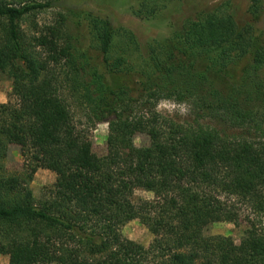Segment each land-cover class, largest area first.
Masks as SVG:
<instances>
[{
	"label": "trees",
	"instance_id": "trees-1",
	"mask_svg": "<svg viewBox=\"0 0 264 264\" xmlns=\"http://www.w3.org/2000/svg\"><path fill=\"white\" fill-rule=\"evenodd\" d=\"M52 8L51 2L0 0V71L15 79L22 99L21 110L0 107V134L21 147L30 177L40 168L57 175L41 204L19 177L0 178V255L9 256V264H264V110L221 106L219 113L232 128L247 131L242 138L209 126L180 125L155 112L131 118L129 108L120 112L113 106L122 94L115 79L88 81L87 62L74 53L63 16L38 36L23 31L25 17ZM216 19L198 15L186 23L183 55L194 59L198 51L222 48L217 63L224 67L247 53L254 67L262 68L260 41L252 42L243 29L234 37L224 35ZM94 27L106 62L115 31L107 20ZM31 40L45 52L44 60L32 52ZM58 66L66 69L63 83L72 81V90L88 94L95 119H110L106 156H97L76 132L67 102L55 88ZM168 69L171 75L174 66ZM195 77L190 76L192 83ZM190 81L182 94L195 95ZM163 91L155 90L151 99L157 102ZM137 133L147 134L151 145L130 160L120 148L131 145ZM140 189L155 199L134 201ZM245 209L253 218H247L239 245L205 235L212 224H237ZM135 220L154 237L148 248L122 234Z\"/></svg>",
	"mask_w": 264,
	"mask_h": 264
},
{
	"label": "rangeland",
	"instance_id": "rangeland-1",
	"mask_svg": "<svg viewBox=\"0 0 264 264\" xmlns=\"http://www.w3.org/2000/svg\"><path fill=\"white\" fill-rule=\"evenodd\" d=\"M20 1L22 2L9 0L15 4ZM23 1L53 4V8L48 11L25 17L21 26L26 35H40L44 28L60 19L59 15L63 16L74 53L80 57L79 62H87L85 64L88 81L91 76L96 78V83L100 81L101 76H104L109 84L112 78L115 79L122 94L119 99L113 101V106L120 112L129 108L126 115L131 118L151 117L155 112L156 103L163 98L177 102L186 101L191 105V112L187 117H163L180 125L209 126L229 138H242L247 131L232 128L226 118L221 117V106L228 103L232 106L240 105L244 109L264 110V66L255 68L247 53L236 55L232 64L225 67L217 63L222 48L213 52L198 51L194 59L183 55L187 50L184 26L198 15L206 14L215 15L220 19L225 27L224 31L220 29L222 34L234 37L243 29L247 31L246 37L252 42L259 40L261 47H264V0ZM97 20L109 21L115 31L113 52L106 62L100 49L101 40L97 38L94 27ZM31 47L38 57L43 60L46 58L45 52L32 40ZM117 60L120 65L114 64ZM170 65L174 66L171 75L168 69ZM178 65L179 69H176ZM66 75V69L58 66V84L55 88L59 91V96L67 102L76 132L90 143L97 156L104 157L108 154L110 128L107 120L110 119L97 121L93 113L94 105L91 104L88 94H79V91L76 93L75 89L72 90V81L63 83ZM191 75L196 76L194 83L190 81ZM14 80L6 72L0 71V107L10 106L11 111L22 108V99L15 91ZM189 81L194 87L192 92L194 91L195 95L182 94V90L187 92ZM96 89L95 85L93 89L90 88L92 92ZM163 89L161 99L157 102L151 99L150 94ZM184 97L185 101L181 99ZM201 106L205 107V112ZM150 145L151 139L147 134L137 133L132 144L121 147L120 152L125 158L133 160L140 151ZM27 159L22 155L20 146L10 143L0 134V178L19 177L32 191L36 203L41 204L54 189L57 175L49 169L40 168L30 177L31 165ZM154 199L153 193L141 189L135 191L133 198L136 202ZM247 218H253L250 211L241 210L237 224H212L205 229V235L230 238L239 245L249 228ZM122 234L146 248L154 239L138 220L129 222L123 228ZM9 261V256L0 255V264H9Z\"/></svg>",
	"mask_w": 264,
	"mask_h": 264
},
{
	"label": "clouds",
	"instance_id": "clouds-1",
	"mask_svg": "<svg viewBox=\"0 0 264 264\" xmlns=\"http://www.w3.org/2000/svg\"><path fill=\"white\" fill-rule=\"evenodd\" d=\"M154 111L167 118V116L179 115L187 117L191 112V105L185 102H177L174 99L163 98L156 103Z\"/></svg>",
	"mask_w": 264,
	"mask_h": 264
}]
</instances>
